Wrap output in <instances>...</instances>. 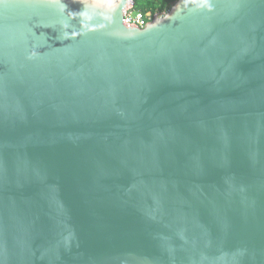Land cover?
<instances>
[{
  "label": "water",
  "instance_id": "water-1",
  "mask_svg": "<svg viewBox=\"0 0 264 264\" xmlns=\"http://www.w3.org/2000/svg\"><path fill=\"white\" fill-rule=\"evenodd\" d=\"M0 0V264H264V0Z\"/></svg>",
  "mask_w": 264,
  "mask_h": 264
},
{
  "label": "trees",
  "instance_id": "trees-1",
  "mask_svg": "<svg viewBox=\"0 0 264 264\" xmlns=\"http://www.w3.org/2000/svg\"><path fill=\"white\" fill-rule=\"evenodd\" d=\"M176 0H134L132 9L140 11L142 14L152 15L164 14L169 11L171 5Z\"/></svg>",
  "mask_w": 264,
  "mask_h": 264
},
{
  "label": "built area",
  "instance_id": "built-area-1",
  "mask_svg": "<svg viewBox=\"0 0 264 264\" xmlns=\"http://www.w3.org/2000/svg\"><path fill=\"white\" fill-rule=\"evenodd\" d=\"M153 16L150 13L144 15L131 7L126 11L123 23L128 27H143L152 20Z\"/></svg>",
  "mask_w": 264,
  "mask_h": 264
}]
</instances>
